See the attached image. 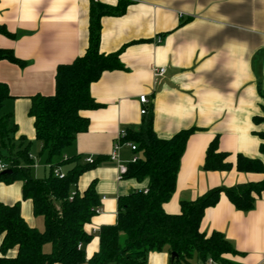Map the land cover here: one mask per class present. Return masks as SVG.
I'll use <instances>...</instances> for the list:
<instances>
[{"label":"crops","instance_id":"obj_1","mask_svg":"<svg viewBox=\"0 0 264 264\" xmlns=\"http://www.w3.org/2000/svg\"><path fill=\"white\" fill-rule=\"evenodd\" d=\"M92 1L112 8L127 5L123 14L102 18L100 40L103 54H120L124 70L105 72L91 86L92 97L102 107L84 113L90 121L88 131L64 151L66 159H100L77 184L83 193L95 183L100 198L101 213L86 231L115 225L119 198L147 190V181L119 180L118 163L110 160L119 133L138 130L144 123V107L152 113L154 131L161 139L198 129L182 156L176 192L164 205L168 214L180 213L182 201H195L213 188L261 181L262 174L241 173L236 163L238 155L264 163L258 137L264 124L254 122L264 116V0H0V26L13 35L0 34V47L12 50L25 63L21 67L0 62V82L12 96L3 111L13 114L16 139L31 142L37 165L33 170L43 161L44 169L49 167L46 154L40 155L42 144L29 115L31 99L53 96L57 68L87 51ZM154 67L165 68L166 73L155 78ZM141 96L147 97L146 105ZM215 138L233 163L229 172L203 169ZM131 156L125 149L124 163ZM23 186L22 181L0 182V203L19 204L26 223L44 229L32 201L23 197ZM201 231L222 233L239 252L229 258L236 264H264V196L253 210L242 212L222 195L205 211ZM93 236L85 248L88 258L99 250L98 233ZM170 257L167 249L151 252L147 264H170ZM190 264L205 263L194 259Z\"/></svg>","mask_w":264,"mask_h":264},{"label":"trees","instance_id":"obj_2","mask_svg":"<svg viewBox=\"0 0 264 264\" xmlns=\"http://www.w3.org/2000/svg\"><path fill=\"white\" fill-rule=\"evenodd\" d=\"M126 5L112 8L92 1L87 51L71 64L57 68L53 96L38 95L31 99L29 115L34 119L36 137L42 144L40 155L46 154L49 167V174L43 179L32 175L35 162L29 158L31 142L25 137L16 139L18 130L13 114L3 111L12 96L8 86L0 82V162L11 171V174L1 173L0 182L22 181L24 199L32 201L34 214L43 218L45 226L43 231L30 227L21 215L19 204L0 203V264H147L149 253L165 249L178 255L175 259L170 257V264H190L194 259L205 264L209 260L216 264H236L228 257L239 252L222 233L202 232L201 223L205 211L216 206L222 195L238 211L253 210L257 199L264 196V163L238 155L236 169L241 173L262 174L261 181L213 188L195 201H182L180 213L168 214L164 205L176 192L182 156L188 139L198 129L183 130L170 139H161L154 131L151 112L138 130H128L124 138L137 146L135 155L139 158L128 164L124 179L147 181V193L137 190L119 198L116 224L100 229L99 250L90 258L86 255L85 248L94 238L86 226L96 216L100 198L95 183L83 193L78 191L77 184L100 159H94L92 164L81 156L65 159L64 151L79 134L88 131L90 121L84 113L102 107L92 97L91 86L105 72L124 70L120 54H103L100 40L102 18L123 14ZM0 34L13 37L4 26H0ZM1 61L25 65L12 50L0 47ZM254 122L264 124V116L255 117ZM258 137L262 141L260 152L264 154V132H259ZM67 167L70 168L62 171L64 178L54 175L55 169ZM232 168L229 154L219 150L215 138L207 149L204 171L229 172ZM48 245L50 252H45ZM13 250L16 253L10 256Z\"/></svg>","mask_w":264,"mask_h":264},{"label":"built area","instance_id":"obj_3","mask_svg":"<svg viewBox=\"0 0 264 264\" xmlns=\"http://www.w3.org/2000/svg\"><path fill=\"white\" fill-rule=\"evenodd\" d=\"M95 2H97V0H94ZM158 42L160 43L161 42V39L159 38L158 39ZM166 73V70L165 68H156L154 67L153 68V74H154V77L155 78H158V77H162L164 74ZM140 102L143 104V105H146L148 103V100H147V97L146 96H141L140 97ZM149 111H148V108L144 107L142 110H141V114L142 115H148ZM127 135V131H122L119 133V136L114 144V148H113V151L110 155V160L113 161V162H116L118 163V173H119V176H118V179L119 180H123L124 179V176L125 174L127 173L128 171V164L129 163H135L138 161V155H135V151L137 150V146L131 142H126L124 141V138L126 137ZM127 149L131 154V159L127 162L124 163V161L122 160V152ZM29 158L31 160H34V157L30 154L29 155ZM66 159V158H65ZM85 162L86 163H89V164H92L94 162V158L93 157H87L85 159ZM37 165L34 164L32 166V168H36ZM8 170V166L3 163V162H0V174L4 171ZM54 175L59 177V178H64V173L62 172V170L60 168L58 169H55L54 170ZM145 193H147V190L144 191ZM101 213V209L100 207H98L96 210H95V214L96 216L99 215ZM100 230L96 229V228H92L90 232H88L90 235H94L96 233H99ZM82 245L79 246V248H81ZM207 264H216L214 263L212 260H209Z\"/></svg>","mask_w":264,"mask_h":264},{"label":"rangeland","instance_id":"obj_4","mask_svg":"<svg viewBox=\"0 0 264 264\" xmlns=\"http://www.w3.org/2000/svg\"><path fill=\"white\" fill-rule=\"evenodd\" d=\"M38 160H37V164L39 165L40 163V161H39V159H40V157H39V155H38ZM42 164L43 165H41V168H37L38 170H33L32 171V175H33V177H37V178H43V177H45V176H47L48 174H49V168H47V169H44L45 168V166H46V164H45V161H43L42 162ZM40 166V165H39ZM43 166V167H42ZM44 229L42 228V229H40V231H43ZM50 246L48 245V246H46L45 248H44V251L45 252H50ZM230 257H232V256H229L228 257V259L230 258Z\"/></svg>","mask_w":264,"mask_h":264},{"label":"water","instance_id":"obj_5","mask_svg":"<svg viewBox=\"0 0 264 264\" xmlns=\"http://www.w3.org/2000/svg\"><path fill=\"white\" fill-rule=\"evenodd\" d=\"M2 174H11V171L10 170H6V171L2 172ZM171 257H172V259H175V258L178 257V255L176 253H172Z\"/></svg>","mask_w":264,"mask_h":264}]
</instances>
